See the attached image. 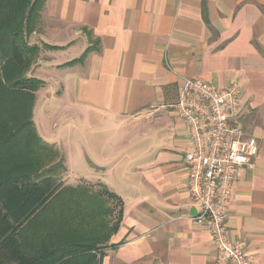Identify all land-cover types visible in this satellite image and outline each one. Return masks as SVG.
I'll use <instances>...</instances> for the list:
<instances>
[{"label":"crops","instance_id":"1","mask_svg":"<svg viewBox=\"0 0 264 264\" xmlns=\"http://www.w3.org/2000/svg\"><path fill=\"white\" fill-rule=\"evenodd\" d=\"M30 39L57 47L40 50L30 75L46 82L34 122L65 156L63 182L76 160L88 162L89 145L93 166L79 183L102 182L122 200L102 264L215 262L210 232L193 219L190 132L169 107L182 77L241 87L238 116L258 153L238 169L228 237L264 264V0H45ZM55 112L117 133L59 146L45 121Z\"/></svg>","mask_w":264,"mask_h":264},{"label":"trees","instance_id":"2","mask_svg":"<svg viewBox=\"0 0 264 264\" xmlns=\"http://www.w3.org/2000/svg\"><path fill=\"white\" fill-rule=\"evenodd\" d=\"M44 3L0 0V264H102L122 200L102 183L66 185L64 154L34 122L45 81L26 72L40 53L29 39Z\"/></svg>","mask_w":264,"mask_h":264},{"label":"built area","instance_id":"3","mask_svg":"<svg viewBox=\"0 0 264 264\" xmlns=\"http://www.w3.org/2000/svg\"><path fill=\"white\" fill-rule=\"evenodd\" d=\"M241 87L217 88L201 79L181 78L179 97L170 104L190 132L187 185L198 208L194 221L205 226L216 247L214 264H252L244 242L228 237L229 211L238 169L258 153L239 119ZM155 110V108H152Z\"/></svg>","mask_w":264,"mask_h":264},{"label":"rangeland","instance_id":"4","mask_svg":"<svg viewBox=\"0 0 264 264\" xmlns=\"http://www.w3.org/2000/svg\"><path fill=\"white\" fill-rule=\"evenodd\" d=\"M29 43L31 45H38V46L40 45L39 46L40 50H42L44 48H48L45 46V44H43L42 46H41V44H37L34 39H29ZM37 58H35L33 60L29 70L26 72L27 76L35 77V76L30 75V74H32L30 71H31L32 67L34 65H36V63L38 61ZM43 101H45V100H43ZM43 101H40V103H38L37 116H40V115H41V117L44 116L43 112H44V110H46V107H45V104ZM50 107H52V106H50ZM53 116H54V119H53L52 123L50 122L51 117H49V114L47 117H45L46 118L45 121L47 123L46 128H47V132H50L51 135L56 136V139L58 141L57 143L59 146H61V144H63V143L67 144V142H68L69 143L68 148H70V146H73L75 148L76 147V139L77 140L79 139L78 137H81L84 140V143L88 144L87 143V140H88L87 136L88 135H114L117 133V131L114 132L111 129H109L112 127L108 123H100V124L94 125V127H93L92 124H89V125L85 124L81 119H77L75 117H73V118L70 117L69 119L64 120L63 118L57 116V113L54 114ZM53 122H56V124L54 126H53ZM40 133H43V131L41 130ZM51 145L54 146V144H51ZM87 150H88L89 156H90L88 162L82 164L81 162H77V160L74 158V160H76V161L72 164V166L70 168L69 178H68L69 183L66 185L77 186V185L81 184V183H79V177L82 175H85V173H83V172H87L86 171L87 169H89V170L92 169V166H93L92 162L94 161V159H93V152L91 151V147L89 145L87 146ZM82 182H84V181H82ZM98 183H102V182H98ZM89 184H95V183L89 182ZM102 184H104V183H102ZM110 204H111V207L116 206V208L114 209V214H113V216L115 218V217H117L118 207H117L115 201L114 202L112 201Z\"/></svg>","mask_w":264,"mask_h":264}]
</instances>
